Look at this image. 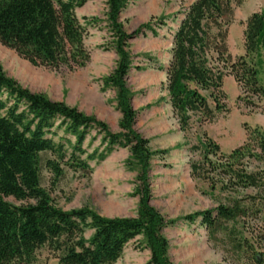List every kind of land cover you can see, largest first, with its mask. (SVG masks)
I'll return each instance as SVG.
<instances>
[{
    "label": "trees",
    "instance_id": "obj_1",
    "mask_svg": "<svg viewBox=\"0 0 264 264\" xmlns=\"http://www.w3.org/2000/svg\"><path fill=\"white\" fill-rule=\"evenodd\" d=\"M87 1L0 0V43L33 65L83 66L90 54L84 42L85 28L75 9ZM241 1L194 0L178 13L182 18L173 34L171 58L162 70L166 72L169 103L184 132L195 117L201 123L212 122L228 111L223 90L226 76L234 77L241 89L239 100L246 106L256 108L264 100V80L260 78L264 73V10L253 13L246 22L245 54L235 57L229 50L234 5ZM126 4L127 0H108V20L119 60L105 82L118 93L123 129L119 133L65 102L24 88L0 65V264H39L38 252L43 247L57 264H115L138 236L151 252L149 264H172L163 229L179 219H166L149 202L148 170L153 151L149 141L134 130L136 111L126 86L131 68L128 40L141 31L151 30L154 35L157 31L147 23L129 35L118 20ZM57 119V128L74 141L66 137V143L56 142L50 137L56 134ZM93 127L99 128L102 141L107 143L100 153H88L83 147ZM115 145L129 147L131 158L140 166L141 184L135 191L140 195L137 215L108 217L89 207L65 210L58 206L42 185L44 155L56 157L48 158L46 167L57 180L63 173L61 163L90 173L88 160L104 159ZM193 149L200 150L201 156L191 162V175L212 190L237 195L229 197L227 204L184 219L193 222L199 218L210 240L218 241L225 233L231 246L225 250L238 257L234 260L264 264V253L255 248V239L264 244V231L250 239L241 230L251 220L264 221V130L248 127L246 141L229 153L222 152L206 135ZM229 222L234 224L231 228ZM237 223L241 224L239 229ZM88 230L92 231L90 237L86 236Z\"/></svg>",
    "mask_w": 264,
    "mask_h": 264
},
{
    "label": "rangeland",
    "instance_id": "obj_2",
    "mask_svg": "<svg viewBox=\"0 0 264 264\" xmlns=\"http://www.w3.org/2000/svg\"><path fill=\"white\" fill-rule=\"evenodd\" d=\"M193 1L127 0L120 12L118 20L129 35H134L147 23L157 31V35L151 30L141 31L128 40L131 68L126 86L136 111L134 130L149 141L153 151L148 170L150 204L166 219H179L176 224L163 229L169 240L168 255L172 264H247L245 259L236 261L237 256L227 253L225 249H231V246L227 244L225 233L219 235L218 241L210 240L199 218L193 222L184 219L195 212L227 204L229 197L237 195L219 188L212 190L206 182L191 175V162L201 156L200 150L193 147L200 146L206 135L220 145L222 152L229 153L246 141L248 127L264 130V100L256 108L246 106L239 100L241 89L230 75L225 77L223 85L228 111L212 122L201 123L195 117L188 131L180 129L168 100L166 72L162 68L166 69L171 58L173 34L182 18L178 13ZM262 10L264 0H242L239 5H234V21L228 35L233 56L245 54L246 22L253 13ZM75 12L85 28L84 42L90 54L85 65L58 68L33 65L1 43L0 65L8 77L24 88L45 94L53 101L65 102L106 123L111 132L119 133L123 129L118 93L105 82L119 60L108 20V0H88ZM162 21L165 24H161ZM260 78L264 80V73H260ZM59 122L57 119L53 128L56 134L50 137L56 142L66 143V137L74 141V137L57 128ZM102 135L99 128L91 129L83 143L88 153L105 151L107 143L102 141ZM48 158L56 159L52 154L44 155L42 185L50 191L58 206L65 210L89 207L108 217L137 215L140 195L135 191L141 184L138 180L140 166L131 158L129 147L115 145L104 159L88 160L92 167L90 173L61 163L63 173L57 180L53 171L46 167ZM82 158L86 159L87 155ZM247 192L252 193V190ZM233 225V222L228 223L230 228ZM247 225L241 230L250 239L260 230L264 231L262 218L251 220ZM235 226L239 229L241 224ZM91 234V230L86 231L87 237ZM259 240L255 239L256 251L264 253V244ZM38 259L39 264H57V259L46 247L39 250ZM150 259V250L142 236H138L126 246L115 264H149Z\"/></svg>",
    "mask_w": 264,
    "mask_h": 264
}]
</instances>
